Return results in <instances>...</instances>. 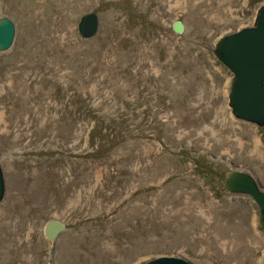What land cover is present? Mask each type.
<instances>
[{
	"label": "rangeland",
	"instance_id": "1",
	"mask_svg": "<svg viewBox=\"0 0 264 264\" xmlns=\"http://www.w3.org/2000/svg\"><path fill=\"white\" fill-rule=\"evenodd\" d=\"M261 5L0 0L17 28L0 53V264H262L259 209L224 182L264 189V127L231 115L213 54Z\"/></svg>",
	"mask_w": 264,
	"mask_h": 264
},
{
	"label": "water",
	"instance_id": "2",
	"mask_svg": "<svg viewBox=\"0 0 264 264\" xmlns=\"http://www.w3.org/2000/svg\"><path fill=\"white\" fill-rule=\"evenodd\" d=\"M174 29L180 33L181 23H175ZM98 30L99 18L95 13L81 17L78 32L82 38L91 39ZM16 32V25L11 18L0 17V53L12 49ZM213 54L233 76L228 95L231 115L236 120L264 127V5L258 8L252 26L220 38ZM224 186L232 195L251 197L259 209V226L264 230V189L253 174L235 170L225 180ZM4 192L5 184L0 165V202ZM61 229L63 225L51 221L47 224L45 232L49 239L53 240ZM145 264L191 263L173 256H160Z\"/></svg>",
	"mask_w": 264,
	"mask_h": 264
}]
</instances>
